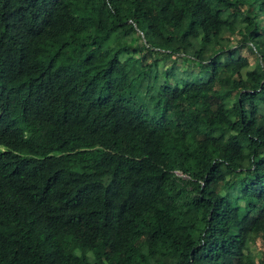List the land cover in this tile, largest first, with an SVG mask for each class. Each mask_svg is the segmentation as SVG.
<instances>
[{"label": "trees", "instance_id": "obj_1", "mask_svg": "<svg viewBox=\"0 0 264 264\" xmlns=\"http://www.w3.org/2000/svg\"><path fill=\"white\" fill-rule=\"evenodd\" d=\"M211 4L0 0V264H264V0Z\"/></svg>", "mask_w": 264, "mask_h": 264}, {"label": "rangeland", "instance_id": "obj_2", "mask_svg": "<svg viewBox=\"0 0 264 264\" xmlns=\"http://www.w3.org/2000/svg\"><path fill=\"white\" fill-rule=\"evenodd\" d=\"M211 3H212V4H211V10H212V12H215V11H216V8H215L214 5H213V0H211ZM224 35H225V30H224V31L219 35V37H218L220 43H222V44H226V43H227V41H226L225 38H224ZM172 47L176 48L177 45H176L175 43H173ZM252 61H253V59H251V63H252ZM187 70H189V69L186 68V65L181 64V65H180V68L175 67V68H173L172 70H170L169 75L172 77L173 80L177 79V78L180 77V76H183V74L185 75L186 72L188 73V74H187V77H188V78H192L191 76H193V75H195V74H197L196 76L199 75L197 69H193V70L191 71V72H194L193 75H191V73H189ZM200 75H201V74H200ZM196 76H195V77H196ZM158 85H160V82H158ZM166 262H167V264H174V262H173V261H170V260H166Z\"/></svg>", "mask_w": 264, "mask_h": 264}, {"label": "built area", "instance_id": "obj_3", "mask_svg": "<svg viewBox=\"0 0 264 264\" xmlns=\"http://www.w3.org/2000/svg\"><path fill=\"white\" fill-rule=\"evenodd\" d=\"M260 63H261V65L263 64V66H264V58H263V60L260 58Z\"/></svg>", "mask_w": 264, "mask_h": 264}]
</instances>
